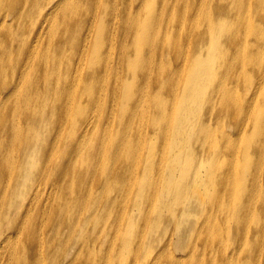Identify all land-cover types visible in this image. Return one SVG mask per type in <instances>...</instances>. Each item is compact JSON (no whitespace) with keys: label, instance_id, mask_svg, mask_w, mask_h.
<instances>
[{"label":"bare ground","instance_id":"bare-ground-1","mask_svg":"<svg viewBox=\"0 0 264 264\" xmlns=\"http://www.w3.org/2000/svg\"><path fill=\"white\" fill-rule=\"evenodd\" d=\"M3 1L0 264H264V0Z\"/></svg>","mask_w":264,"mask_h":264},{"label":"rangeland","instance_id":"rangeland-1","mask_svg":"<svg viewBox=\"0 0 264 264\" xmlns=\"http://www.w3.org/2000/svg\"><path fill=\"white\" fill-rule=\"evenodd\" d=\"M3 0H2V2H1V4H0V15H2V13H3V10H5L4 9V4H3ZM76 5V4H75ZM77 6V5H76ZM141 7H139L138 9H140ZM138 9L134 12V13H132L131 15L133 16L137 11H138ZM168 12L169 13H172V14H174V10L172 9V10H168ZM5 13V12H4ZM1 18V17H0ZM23 23H26V22H23ZM9 24V23H8ZM23 26V25H22ZM31 26H32V24L28 27V30H30L31 29ZM24 27V26H23ZM4 30H6V28H3L2 30H0V34L4 31ZM10 34V33H9ZM18 37L17 38H15L16 40H17V45L21 48V50H23V48L21 47V45L22 44H24V43H26L27 42V40H28V37H29V35H28V37L27 38H22V36L19 34V35H17ZM50 37H47V38H45V40L43 41V43H42V45H41V49H43V51L44 52H46V48H45V46H46V44L48 43V39H49ZM1 49V48H0ZM4 49H6V51H7V55H10L11 54V52H10V50L9 49H7V47H5V48H2V50H4ZM66 49H69L67 46H66ZM49 60V59H48ZM50 62V61H49ZM14 86V85H13ZM10 87H12V86H10ZM6 90V88H4V89H2L1 91L3 92V91H5ZM239 172H240V169L238 170ZM258 178V177H257ZM234 190H236V186H235V188H234ZM86 219H89V217H87Z\"/></svg>","mask_w":264,"mask_h":264}]
</instances>
